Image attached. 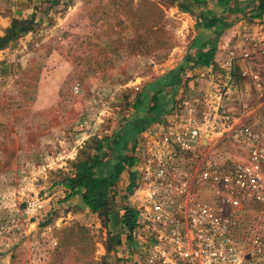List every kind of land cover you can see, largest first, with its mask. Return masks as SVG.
Instances as JSON below:
<instances>
[{
  "label": "rangeland",
  "instance_id": "1",
  "mask_svg": "<svg viewBox=\"0 0 264 264\" xmlns=\"http://www.w3.org/2000/svg\"><path fill=\"white\" fill-rule=\"evenodd\" d=\"M258 2L237 0L222 9L190 0H0V39L17 27L16 36L0 42V264H139L138 236L146 226L135 194L144 160L183 118V102L199 115L218 105L255 129L262 125L264 84L250 80L242 65L244 55L264 61V14L252 15ZM203 11H228L225 38L206 47L216 48L209 72L190 63L203 48L197 21ZM161 81L171 98L162 101L168 116L141 130L139 110L152 106ZM216 84L233 86L220 102ZM208 92L214 94L206 102ZM210 133L191 155L193 164L212 152L248 161L244 146ZM120 154L136 164L109 204L120 217L125 209L137 213L132 231L89 212L79 189L66 198L62 183L79 161L100 156V176ZM235 226V236L249 242L264 229V208L248 205Z\"/></svg>",
  "mask_w": 264,
  "mask_h": 264
},
{
  "label": "built area",
  "instance_id": "2",
  "mask_svg": "<svg viewBox=\"0 0 264 264\" xmlns=\"http://www.w3.org/2000/svg\"><path fill=\"white\" fill-rule=\"evenodd\" d=\"M245 57L243 72L264 84V61ZM232 87L216 84L217 92L203 99L214 94L220 102ZM183 106V118L150 145L144 160L142 185L135 194L146 226L138 236V263L264 264V229L249 242L235 236V219L248 205L264 208V117L259 130L220 113L218 105L200 115L189 101ZM206 131L218 135V142L231 137L244 146L248 161L231 162L212 152L193 164L191 155L205 143Z\"/></svg>",
  "mask_w": 264,
  "mask_h": 264
},
{
  "label": "trees",
  "instance_id": "3",
  "mask_svg": "<svg viewBox=\"0 0 264 264\" xmlns=\"http://www.w3.org/2000/svg\"><path fill=\"white\" fill-rule=\"evenodd\" d=\"M208 0H190V4H207ZM222 9L231 8V6L237 0H214ZM181 10L184 13H189L190 10L186 8V3L181 2L180 6ZM228 13V11H227ZM255 16H262L264 14V0H259L258 5L253 12ZM202 17H197V21L199 22L200 26H208V27H216L218 25L223 24V16L219 15V17L215 16L211 19L208 18L207 13L205 14L204 11L202 12ZM15 25L11 26L9 30V35L5 38L0 39V42H6L9 40L10 37H14L17 35L16 32V23ZM199 26V27H200ZM205 44H203L204 46ZM215 47H208V48H201L195 57L191 58L190 63L191 67L193 68H209L215 56ZM170 83L173 86H176L178 81L177 77L170 78ZM175 84V85H174ZM155 102H152L149 108L153 109L156 108L158 99L157 95H153L151 98ZM101 149H97L100 151ZM104 164L102 158L98 155H95L91 158V160H82L75 164V172L74 175L71 177H67L63 179V187L67 191L68 195L66 198H70V194L74 191L79 189L81 191V200L87 210L93 214L98 213L101 216L107 217L112 227H117L119 223H123L128 231H132L137 224V213L131 209H125L124 214L120 217L110 206V201L113 200V196L116 191V185L120 180L123 173L126 169H131L135 164V158L131 156H127V154H120L117 155L116 163L113 169L108 173L106 172L103 175H98L97 170L98 168ZM131 186L128 188L130 189ZM118 241V240H117Z\"/></svg>",
  "mask_w": 264,
  "mask_h": 264
},
{
  "label": "crops",
  "instance_id": "4",
  "mask_svg": "<svg viewBox=\"0 0 264 264\" xmlns=\"http://www.w3.org/2000/svg\"><path fill=\"white\" fill-rule=\"evenodd\" d=\"M209 3L210 4H215L216 2L214 0H208L207 4H209ZM217 6L220 8L219 5H217ZM204 13L206 14L207 12L205 11ZM226 14L225 15L224 14H220V13L217 14V12L207 13L209 19H211V18H213L215 16L219 17V15H222L223 17H225ZM223 21H225V18L223 19ZM221 26L222 25H218L216 27H208V26L204 25V26L200 27V32H199V36H200L199 38L200 39H199V42L201 44H205L203 47H207L210 44L216 43L217 40H222V39L225 38V30ZM209 70L210 69L207 68L205 71L209 72ZM160 84H161L160 87L159 88L155 87L154 91H156V89H161L160 90L161 92H158L159 90H157L156 92H153L154 93L153 95H157V99H158L157 107L155 108L154 112L153 113H149V107H150L149 105L145 109L139 110L140 112H139L138 115H140V116L138 117L139 118L138 125L142 126L141 128L139 127L141 130L144 129V131H145V130H147L145 128H148L149 126L157 125L158 124L157 120L163 119L164 117L166 118V116H168V114L165 113V111H167L168 108H165V107L163 108L162 107V105H163L162 101L170 99V102H171V98H169L168 95L166 94L167 90L165 88H163L164 83L161 81ZM190 88H191V86L189 85V89ZM195 90H197V89H195ZM160 102H161V104H160ZM140 135L144 136L146 134L141 133Z\"/></svg>",
  "mask_w": 264,
  "mask_h": 264
}]
</instances>
